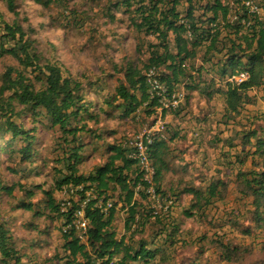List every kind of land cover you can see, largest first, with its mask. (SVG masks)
I'll return each instance as SVG.
<instances>
[{
  "label": "trees",
  "instance_id": "1",
  "mask_svg": "<svg viewBox=\"0 0 264 264\" xmlns=\"http://www.w3.org/2000/svg\"><path fill=\"white\" fill-rule=\"evenodd\" d=\"M37 1L50 7L53 3L69 0ZM253 1H257L264 12V0ZM105 2L107 18L114 23V15L119 14L118 21L128 22L127 28L142 42L138 50L143 56L141 68L131 61L113 68L118 86L113 96L109 92L113 105L111 102L108 105L107 100L101 102L94 95L95 90L108 88L106 82L98 84L86 76L74 78L56 64L44 61L35 50L33 41L27 38L28 30L24 32L21 27L4 22L0 17V63L3 67L0 74V164L9 163L13 174L11 165L27 172L20 179H33L45 172L44 179L49 180V185L43 182L34 185L31 191L19 187L18 200L15 204L10 203L11 210L30 214L41 222L59 224L61 247L44 262L37 260L38 264H126V261L205 264L200 262L202 251L190 252L184 257V249L178 251L179 260L172 261L171 253L182 233L175 221L178 207H171L168 213L155 214L146 197L135 193L140 173L128 159V137L105 146L99 156L110 154L108 161L94 166L86 163L90 154L104 145L103 134H100L105 127L99 123L101 115L108 121L115 119L111 112L107 113V106L120 119L131 118L132 121L144 115L146 122L155 120L157 105L150 101L145 86V74L152 68L173 91L184 89L187 93L199 95L203 101L221 97L224 120L228 124L236 123L237 117V120L243 119L242 107L255 98L249 93L264 86V21L249 16L242 9L235 13L237 21L231 22L229 0ZM16 3L17 0H5L12 14H15ZM243 20L247 25L243 26ZM242 72H247L248 79L240 86L233 85L230 80ZM87 91L92 93V99ZM186 107H189L188 95L179 108V117L189 115ZM196 119L205 121L206 115ZM165 127V140L153 139L149 151L156 172L155 186L169 194L174 204L188 197L190 206L182 216L198 218L200 211L208 205L207 199H224L230 183L217 179L204 184L203 191L190 186H184L183 190L169 184L164 187V177L171 172V162L180 157L173 153L170 144L187 137L186 132L171 124ZM243 127L242 132H234L233 137L224 142L233 145L240 140L241 145L251 146L250 140L255 141L253 152H245L246 157H253L255 169L249 174L251 180H247L248 174L244 171L236 174L235 202L239 206L220 221L209 218L212 221L208 220L207 224L213 234L202 239L208 249L219 252L225 264H264V137L259 134V129L251 130L248 123ZM48 136L49 143L40 147L42 138ZM193 141L197 144L198 137ZM217 142L211 139L210 145ZM200 176L204 178L203 171ZM15 188L0 186V192L11 196ZM120 203L123 204L120 210H125L122 214L126 213L127 217L125 228L134 222L140 224L151 231L154 240H139L133 251L134 244H131L122 260H115L124 245L123 238L117 240L111 231L112 223L121 214L116 209ZM245 205L250 210H245L244 217L240 218ZM82 206L88 223L87 246L79 244L74 235L72 214ZM233 221H242L246 225L242 230L245 234L233 227ZM21 226L28 230L35 224L29 220L22 221ZM225 226L226 236L218 235L217 229L224 230ZM36 231L40 233L39 229ZM235 232L244 240H240ZM40 234L48 236L47 228ZM245 241L249 242L248 245ZM194 244V249H204L198 241ZM35 247L36 242L23 243L17 238L7 218L0 214V264H33L25 251ZM261 257L263 260L259 262Z\"/></svg>",
  "mask_w": 264,
  "mask_h": 264
},
{
  "label": "rangeland",
  "instance_id": "2",
  "mask_svg": "<svg viewBox=\"0 0 264 264\" xmlns=\"http://www.w3.org/2000/svg\"><path fill=\"white\" fill-rule=\"evenodd\" d=\"M259 5V3L256 1ZM17 8L15 14L8 11L5 0L0 1V17L1 20L8 23H13L19 26L24 32H27V38L33 41L35 50L43 57L44 61L51 64H56L64 71L71 74L74 78L88 77L91 81H97L98 84L106 82L108 88L105 90L99 89L94 91V95L101 101L111 102V97L114 95L115 89L118 87L115 83L116 77L113 68L128 61L133 62L138 68L142 67L141 60L143 56L140 51L142 42L127 28L126 22H119V14H115V22L113 23L107 18L105 0H69L53 3L50 7L43 6L37 0H17ZM121 11L122 9L119 8ZM119 11V12H121ZM123 12V11H122ZM262 21H264V12L262 11ZM5 64H10L5 62ZM197 67V66H196ZM3 67L0 63V74ZM98 79V80H96ZM115 79V81H114ZM207 81L208 79L205 78ZM109 89V90H108ZM112 96H111V94ZM186 97L189 96V115L185 118L166 117L167 124L172 127L186 132V139L175 141L170 144V148L174 154H179L180 157L175 159L170 164L171 172L164 177V187L172 185L179 189L184 186H190L198 191H203V185L209 184L219 179L225 183H230L225 192L224 199L216 198V201L207 199L208 205L204 210L200 211L198 218L189 219L183 217L182 212L188 208V197H183L177 204L172 203V207L176 208L175 221L182 229V233L178 236V244L171 253L172 261L179 260L178 251L184 249L183 256L187 257L190 252H203L200 257V262L205 264H225L219 257V252L214 248L208 249V245L203 242L206 236L212 237V230L207 221L213 218L220 221L222 217H227L235 210L239 204L235 202V176L239 171L247 173V180H251L249 175L255 169L252 163L253 157L247 156L245 152H253L254 140H250L251 146L240 144V140L235 144H226L225 140H230L234 132H242L243 125L246 123L251 125V130H258L259 134L264 137V86L249 93V96H254L253 102L244 105L241 109L242 118L238 117L234 120L236 123L228 124L224 120V103L221 97H215L211 100L206 98V101L197 95L187 93L184 89L179 90ZM90 98L93 95L87 91ZM102 96V97H100ZM107 113L111 112L112 121H108L107 117L101 115L100 122L105 127L100 131L103 134L104 145L98 147V150L92 152L89 156L87 166H94L102 161H108L110 154L104 153L106 145H113L128 137V140L133 138L135 134L145 125L146 119L141 115L139 119L130 121L129 119H120L117 115H113L112 109L107 106ZM206 115V120L201 121L196 119ZM224 116V117H223ZM95 128V126H92ZM198 137L199 141L196 144L193 140ZM218 141L211 146L210 140ZM50 141L49 136L46 139L42 138L40 147L47 145ZM182 152V153H180ZM245 162L242 163L244 160ZM2 160V158H0ZM14 169V174L9 170V163L0 164V186H16L11 196L4 195L0 192V214L7 218L14 231V235L24 242H36L37 247L27 249L25 254L31 259L33 264L44 262L55 255L56 251L62 245V239L57 228L58 223L41 222L38 219H33L30 214L11 210L10 203H16L18 200L19 187L31 191L34 185H41L46 182L49 185V180L44 179V174L33 179L22 178L23 173L18 166L11 165ZM204 172V178L200 174ZM201 180L203 182H201ZM183 190V189H182ZM55 197L59 200L57 195ZM27 201V200H26ZM123 204L120 203L116 209L120 214L119 217L111 225V231L116 234V239L123 238L124 245L119 253L115 256V260H122L125 252H129V247L134 244L132 251L136 249V244L139 240L153 242V234L145 229L144 226L133 223L125 228L127 221L125 210H120ZM245 210H250V207L245 205L241 210L240 218L244 217ZM204 213V216H201ZM208 218V219H207ZM31 220L35 226L31 229H25L21 226V222ZM234 222V221H233ZM237 231L241 234L246 226L242 221H235ZM42 233L46 228L48 236H41L36 230ZM217 229V228H216ZM224 230L217 229L218 235L226 234V226ZM253 229L256 230L255 225ZM236 236L240 240H244L243 236L237 232ZM75 237L76 231L74 233ZM226 236V235H225ZM79 240V239H78ZM195 241L199 242L204 249H194L192 244ZM226 244V241L223 242ZM249 242L245 241V245ZM79 244L87 246L88 240L83 238L79 240ZM197 246V245H196ZM198 248V247H196ZM242 250V249H241ZM243 254V252H242ZM259 262H261L263 259ZM221 262V263H220ZM32 264V263H27ZM126 264H144L141 262L126 261ZM152 264V263H147Z\"/></svg>",
  "mask_w": 264,
  "mask_h": 264
},
{
  "label": "built area",
  "instance_id": "3",
  "mask_svg": "<svg viewBox=\"0 0 264 264\" xmlns=\"http://www.w3.org/2000/svg\"><path fill=\"white\" fill-rule=\"evenodd\" d=\"M229 8L232 10L230 21H237L235 13L242 9L247 11L251 17L262 18V10L256 1L251 0H229ZM243 26L247 25L243 20ZM249 24V23H248ZM224 23H222V26ZM248 79L247 72H242L230 80L235 86H240ZM145 86L148 90L150 101L156 103L154 111L157 117L153 122H146L145 125L129 140L128 147L130 152L128 159L138 168L140 173L139 182L136 184L135 193L146 197L148 206L152 212L168 213L172 207L170 195L159 191L155 186L156 173L152 165L149 149L153 139L165 140L167 124L164 116L176 117L181 107L184 95L180 92L173 91L169 86L162 82L155 70L149 69L145 74ZM147 106V104H146ZM69 205L68 203L66 204ZM85 203H83V206ZM83 206L80 210L73 212L76 235L79 240L86 238L88 240V223L84 217ZM107 207H109L107 205Z\"/></svg>",
  "mask_w": 264,
  "mask_h": 264
},
{
  "label": "clouds",
  "instance_id": "4",
  "mask_svg": "<svg viewBox=\"0 0 264 264\" xmlns=\"http://www.w3.org/2000/svg\"><path fill=\"white\" fill-rule=\"evenodd\" d=\"M161 80V79H160ZM165 83V82H164ZM177 92H179V91H177ZM181 93V92H180ZM183 94V93H182ZM184 95V94H183ZM185 101V95H184V100H183V102ZM183 104V103H182ZM151 150V147H150V149H149V151ZM150 154V153H149ZM151 156V155H150ZM152 161V160H151ZM152 165H153V163H152ZM154 168V167H153ZM155 170V169H154ZM156 173V172H155ZM67 206V205H66ZM69 206V205H68Z\"/></svg>",
  "mask_w": 264,
  "mask_h": 264
}]
</instances>
